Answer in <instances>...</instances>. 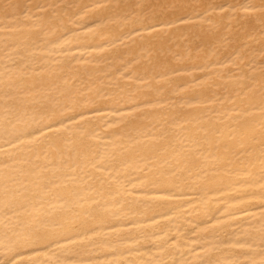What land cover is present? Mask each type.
Masks as SVG:
<instances>
[{
    "label": "bare ground",
    "instance_id": "1",
    "mask_svg": "<svg viewBox=\"0 0 264 264\" xmlns=\"http://www.w3.org/2000/svg\"><path fill=\"white\" fill-rule=\"evenodd\" d=\"M0 264H264V0H0Z\"/></svg>",
    "mask_w": 264,
    "mask_h": 264
}]
</instances>
